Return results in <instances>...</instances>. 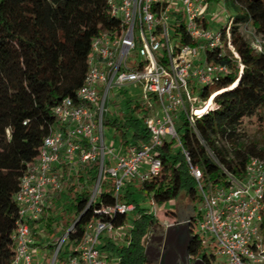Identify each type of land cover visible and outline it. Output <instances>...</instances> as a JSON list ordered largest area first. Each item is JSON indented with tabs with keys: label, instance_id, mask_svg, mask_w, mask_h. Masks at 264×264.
<instances>
[{
	"label": "trees",
	"instance_id": "1",
	"mask_svg": "<svg viewBox=\"0 0 264 264\" xmlns=\"http://www.w3.org/2000/svg\"><path fill=\"white\" fill-rule=\"evenodd\" d=\"M212 1L220 0H207V6ZM224 1L233 8L229 31L238 59L231 53L219 56L216 50L207 53L209 61L227 65L229 72L199 89L203 100L216 93L206 109L212 107L195 118L193 127L184 116L181 118L182 123L176 128L179 142L165 139L155 148L160 171L140 182L139 189L157 205L181 195L200 203L199 184L207 190L224 186L228 175L237 179L243 176L251 157H264V45L262 51H256L241 30L250 28L264 36V0ZM118 27L119 20L111 15L107 0H0V264H14L11 234L18 219L15 194L43 138L56 124L53 107L66 97L74 98L83 84L92 40ZM174 35L182 43H192L180 17L174 25ZM129 110L131 114L142 112L141 119L130 115L126 120L133 130L132 141L126 139L118 120L104 118L103 125L116 128L124 147L150 143V133L143 125L146 107L136 103ZM249 121L258 126L260 140L248 137ZM191 166L200 170L199 181L191 174ZM97 172L95 159L83 163L69 178L73 181L68 191L72 192L70 204L75 217L57 251L59 264L76 253L87 223L96 217L94 210L114 203L111 180V187L101 190L87 207L90 185ZM74 185L80 189L76 190ZM121 198L134 202L131 190H125ZM135 209L138 214L128 231L127 243L117 246L108 240L100 248L115 255L117 264H156L145 250L148 236L158 231V220L138 205ZM43 214L30 223L33 240L37 242V225L48 228L51 236L56 232L52 218ZM200 217L198 211L197 215L185 218L191 221V234ZM125 221L126 213L111 219L115 228L122 227ZM56 243L52 240L46 245L51 254ZM189 254L203 264H213L210 258L214 256L203 251L198 235L190 243Z\"/></svg>",
	"mask_w": 264,
	"mask_h": 264
},
{
	"label": "built area",
	"instance_id": "2",
	"mask_svg": "<svg viewBox=\"0 0 264 264\" xmlns=\"http://www.w3.org/2000/svg\"><path fill=\"white\" fill-rule=\"evenodd\" d=\"M107 1L119 27L92 40L83 84L74 98L66 97L53 107L56 124L20 179L15 194L18 219L11 234L14 264H34L30 223L41 218L48 195L60 191L83 163L95 159L98 172L87 207L100 194L106 174L113 181L114 203L94 210L96 217L87 223L76 253L64 264H105L107 256L99 244L103 236L111 241L115 234L111 219L135 209L119 194L123 183L157 175L160 160L155 148L165 139L179 142L174 120L183 114L193 127L195 118L212 107L206 109L216 93L203 100L190 81L200 89L229 72L227 65L209 61L207 53L216 50L219 56L231 53L238 59L230 39L232 16L223 30L205 26L207 0ZM179 17L192 43L170 37L168 24L174 32ZM242 33L252 48L262 51L264 36L246 27ZM124 86L140 89L146 101L144 124L151 141L116 150L105 143L103 120L110 91ZM145 165L148 170L140 171ZM190 171L199 181L200 170L191 166ZM198 191L201 217L196 227L211 235L224 264H264V157H251L241 178L228 175L226 185L207 190L199 184ZM182 222L189 226L191 221L178 219L165 226ZM72 226L56 243L49 264H56L57 251Z\"/></svg>",
	"mask_w": 264,
	"mask_h": 264
},
{
	"label": "rangeland",
	"instance_id": "3",
	"mask_svg": "<svg viewBox=\"0 0 264 264\" xmlns=\"http://www.w3.org/2000/svg\"><path fill=\"white\" fill-rule=\"evenodd\" d=\"M209 7L205 12V18L207 23L209 24V28L216 31L221 26L227 24L231 18L233 13V8L230 2H225L224 0H220L217 2L209 3ZM169 25V33L170 37L175 40L174 32ZM243 31V27L241 28ZM172 40V42H173ZM133 52H136L135 50ZM190 87L194 89L195 95L199 94V87L195 84V81H190ZM214 97V96H213ZM212 100V97H211ZM146 104V101L143 99V95L138 88H134L132 86H124L120 88H115L110 91L108 95V99L106 101V118L108 120L116 119L122 127V130L126 133V139L128 141H132V127L126 122V120L131 115L133 118L142 117V112H138L135 114H131L129 107L134 104ZM210 104V103H209ZM183 114H180V117L174 120L175 126L178 127L181 125ZM125 125V126H124ZM143 125L144 121H143ZM246 130L248 133V137L252 140H260L262 133L258 129L256 124L251 123L250 121L246 125ZM104 137L105 143L109 147H114L116 150H119L122 142V138L120 133L116 130V128L112 125L104 126ZM148 170V166H143L140 168L142 170ZM73 181L68 180L62 184V188L58 191L57 195L54 194V199L51 200L49 204V209L46 212V216L52 218V229H54L55 236H51L48 228L44 225H37L36 229L39 234V242L47 245L52 240H56L57 242L61 239V237L69 230V228L73 225L72 220L75 217L73 208L71 207V196L72 192L69 193L68 186ZM77 184V182H75ZM111 178L109 175H103L102 177V191L107 190L111 187ZM132 185L129 186L132 192V198L134 200L133 204L138 205L139 208L145 209L147 212L154 214L156 219L158 220V227L162 229L164 232L166 229L165 223L176 221L178 219H185L186 217H190L192 214L197 215L200 209L199 202H191L189 198L184 195H181L177 199L173 201H168L162 205L155 204L151 197L147 195L146 192L139 189L140 182L138 179L136 181L131 182ZM94 184L90 185L91 191L93 190ZM74 187L76 190L80 189L77 185ZM126 183L124 182L122 188L120 189V196L125 193ZM138 211L134 209L126 213V221L122 227H119L115 230L114 236H112L111 242L117 246L123 245L127 243L128 240V231L132 227L133 220L137 217ZM193 234L198 235L199 240L202 243L203 251L207 255H213L214 259L210 258L213 264H224L223 258L216 253L215 244L211 238V235L205 232H202L196 227V223L192 228ZM107 238L102 237L100 240L99 247H101ZM151 240V235L148 236L147 243ZM105 251V250H104ZM107 257L105 259V264H117V257L115 255H110L109 252H104ZM107 253V254H106ZM52 255L49 251V248L45 247L42 254L40 256L34 257L37 261H40L41 264H49L52 258ZM196 260V259H195ZM35 261V260H34ZM56 264H59L56 262Z\"/></svg>",
	"mask_w": 264,
	"mask_h": 264
},
{
	"label": "flooded vegetation",
	"instance_id": "4",
	"mask_svg": "<svg viewBox=\"0 0 264 264\" xmlns=\"http://www.w3.org/2000/svg\"><path fill=\"white\" fill-rule=\"evenodd\" d=\"M164 232L152 237L147 250L149 259L155 261L159 255L161 264H203L200 259H192L189 254L190 240L186 228L179 229L178 233L170 232L167 237L161 238ZM176 236V237H175ZM151 250V251H149ZM157 264V262L155 261Z\"/></svg>",
	"mask_w": 264,
	"mask_h": 264
},
{
	"label": "crops",
	"instance_id": "5",
	"mask_svg": "<svg viewBox=\"0 0 264 264\" xmlns=\"http://www.w3.org/2000/svg\"><path fill=\"white\" fill-rule=\"evenodd\" d=\"M214 1H212L211 3H213ZM210 4H208L207 9L209 7ZM208 24V23H207ZM209 27V24L207 25ZM197 62V61H196ZM125 147L123 145L120 146V150L124 149ZM71 176H74L73 173L70 174ZM132 181H129L126 183V190H130V187L132 185L131 183ZM54 199V195H48L47 199H46V205H45V210H44V214L43 216L46 214L47 210H48V206L51 202V200ZM46 216V215H45ZM46 247L45 244H43L42 242H37V241H33V245H32V250H33V263L34 264H41L40 261H37L34 257L36 256H40V254H42L44 248ZM104 251V250H103ZM105 252V251H104ZM107 254V253H106ZM35 260V261H34Z\"/></svg>",
	"mask_w": 264,
	"mask_h": 264
},
{
	"label": "water",
	"instance_id": "6",
	"mask_svg": "<svg viewBox=\"0 0 264 264\" xmlns=\"http://www.w3.org/2000/svg\"><path fill=\"white\" fill-rule=\"evenodd\" d=\"M78 218H79V217H78ZM77 220H78V219H77ZM77 220H76V221H77ZM76 221H75V222H76ZM181 228H186V229H187V233H188V235H189V238H190V240H192L193 237H194V235L191 234L187 222H182V223H179V224H175V225H169V226H167L166 229H165V231H164V233H163V235L161 236V238H163V237H167V236L169 235L170 232H173V233H176V234H177L178 231H179V229H181ZM162 232H163L162 229L158 227V231H156L153 235H151V239H152V237H155V236L159 235V234L162 233ZM175 237H176V236H175ZM149 245H150V241L147 243V247H150ZM147 250H148V248H146V250H145L146 253H147ZM149 251H151V250H149ZM161 260H162V259L160 258V261H159V255H158L157 258L155 259V261L157 262V264H161ZM184 264H189V263L186 262V263H184Z\"/></svg>",
	"mask_w": 264,
	"mask_h": 264
},
{
	"label": "bare ground",
	"instance_id": "7",
	"mask_svg": "<svg viewBox=\"0 0 264 264\" xmlns=\"http://www.w3.org/2000/svg\"><path fill=\"white\" fill-rule=\"evenodd\" d=\"M213 98V97H212ZM211 102V99L207 102V106H206V108L208 107V105H209V103Z\"/></svg>",
	"mask_w": 264,
	"mask_h": 264
}]
</instances>
